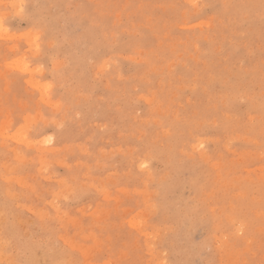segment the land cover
Returning <instances> with one entry per match:
<instances>
[{
  "label": "rangeland",
  "instance_id": "rangeland-1",
  "mask_svg": "<svg viewBox=\"0 0 264 264\" xmlns=\"http://www.w3.org/2000/svg\"><path fill=\"white\" fill-rule=\"evenodd\" d=\"M0 22V264H264V0Z\"/></svg>",
  "mask_w": 264,
  "mask_h": 264
},
{
  "label": "bare ground",
  "instance_id": "bare-ground-1",
  "mask_svg": "<svg viewBox=\"0 0 264 264\" xmlns=\"http://www.w3.org/2000/svg\"><path fill=\"white\" fill-rule=\"evenodd\" d=\"M230 45V44H229ZM27 68V67H26ZM11 69V68H10ZM20 73V72H19ZM30 75V74H29ZM225 90V89H224ZM51 102V101H50ZM23 106V105H22ZM53 107V106H52ZM55 108V107H54ZM49 119H50V117H49ZM9 125V124H8ZM30 125V124H29ZM5 127V126H4ZM22 127V126H21ZM34 129V128H33ZM27 137V136H26ZM32 142V141H31ZM41 143V142H40ZM76 145V144H75ZM29 147V146H28ZM87 147V146H86ZM47 152V151H46ZM50 152H51V150H50ZM41 157V156H40ZM45 161H46V159H45ZM42 163H44V162H42ZM113 175V174H112ZM68 190V189H67ZM140 192V191H139ZM138 220V219H137ZM174 223V222H173ZM24 227V226H23ZM181 238V237H180ZM142 242V241H141ZM146 244V243H145ZM156 244V243H155ZM136 249V248H135ZM84 253H88V252H84ZM81 254V253H80ZM82 255H84V254H82ZM140 257V256H139ZM84 258V257H83ZM86 258V257H85ZM121 261V260H120Z\"/></svg>",
  "mask_w": 264,
  "mask_h": 264
},
{
  "label": "snow or ice",
  "instance_id": "snow-or-ice-1",
  "mask_svg": "<svg viewBox=\"0 0 264 264\" xmlns=\"http://www.w3.org/2000/svg\"><path fill=\"white\" fill-rule=\"evenodd\" d=\"M3 28H2V22H0V31H2ZM37 40L39 39V37L36 38ZM25 67H27V65H25ZM50 139V138H49Z\"/></svg>",
  "mask_w": 264,
  "mask_h": 264
}]
</instances>
